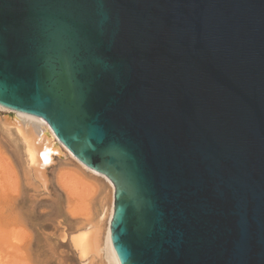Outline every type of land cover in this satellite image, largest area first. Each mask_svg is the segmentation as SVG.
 Listing matches in <instances>:
<instances>
[{"label": "water", "instance_id": "water-1", "mask_svg": "<svg viewBox=\"0 0 264 264\" xmlns=\"http://www.w3.org/2000/svg\"><path fill=\"white\" fill-rule=\"evenodd\" d=\"M0 105L112 181L120 264H264V0H0Z\"/></svg>", "mask_w": 264, "mask_h": 264}, {"label": "rangeland", "instance_id": "rangeland-1", "mask_svg": "<svg viewBox=\"0 0 264 264\" xmlns=\"http://www.w3.org/2000/svg\"><path fill=\"white\" fill-rule=\"evenodd\" d=\"M6 115L17 114L0 107V264H82L75 239L78 234L95 228L105 231L114 200L113 185L58 144L67 156L60 159L56 155L54 166L49 170L47 166L49 189L46 190L37 177L28 150V129L23 133L18 127L10 126L4 118ZM61 174L73 181L75 194L70 195L60 186L58 177ZM35 186L42 189L36 190ZM85 194L89 197L87 200ZM70 198L88 206L89 212L78 217L71 215ZM59 230L74 233L73 245L57 236ZM83 263L100 264V261Z\"/></svg>", "mask_w": 264, "mask_h": 264}, {"label": "bare ground", "instance_id": "bare-ground-1", "mask_svg": "<svg viewBox=\"0 0 264 264\" xmlns=\"http://www.w3.org/2000/svg\"><path fill=\"white\" fill-rule=\"evenodd\" d=\"M0 107H4V106L0 105ZM4 108L8 111L12 110L7 107H4ZM12 111L15 112L17 115L16 116L6 115L4 116V118L7 121H9V123H11L10 126L18 127L17 129H19L20 132L24 133V129L26 128L28 129L26 133L30 136L28 150H29L31 157L33 158L32 161L35 165L34 170L36 171L37 177L41 179L42 186L45 189L47 188L46 190L49 189V185L47 187V183L49 182V178H48L49 175L47 176L45 171L48 165H49L48 170L52 166H54V163H55L54 153H57V155L60 156V159H65L67 156L65 153H63L62 148L58 144L63 145L86 168H88L89 170L93 172L98 173L99 175L104 176L107 180L111 182V184L113 185L112 187H114V184L108 177L86 166L63 143H61V141L58 139V137L56 136L54 131L51 129L50 125L48 124L46 120H44L43 118L34 116V115H30L28 113H24V112H20L16 110H12ZM48 128L50 129V132L48 131ZM54 139H56L58 143L54 141ZM58 182L60 183V186L65 187V189L68 190V193L70 195H73L76 193V189H75L76 187H74L75 185L73 181L67 179V177L62 176V174L59 175ZM35 189L39 190L42 188L41 187L38 188L37 186H35ZM114 191H115V187H114ZM94 192H95V189H94ZM87 194H85L84 197ZM89 195H90V192H89ZM86 198H89V197L86 196L85 199ZM68 210L71 215L78 217L79 215L88 213L90 209L88 208V206H82L79 203L77 204L73 199L70 198L69 203H68ZM113 211H114V200H113L112 205L109 208L108 223H107V226L104 232L103 230L99 228H95L89 231L82 232L77 235L75 239V245L78 248L80 258L83 261H93L94 259H97L100 261V264H120L115 248H114V245H113V242H112V237H111V219L113 216ZM100 216L101 218L103 217L102 214ZM56 233L58 237L67 239L68 241L72 243V235L74 233H68L63 230H59ZM80 258H79V261L82 264H84ZM103 258L105 260H103Z\"/></svg>", "mask_w": 264, "mask_h": 264}]
</instances>
